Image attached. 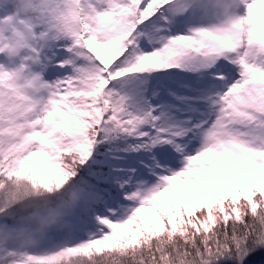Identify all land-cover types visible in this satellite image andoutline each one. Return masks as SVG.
<instances>
[{
    "label": "snow or ice",
    "instance_id": "snow-or-ice-1",
    "mask_svg": "<svg viewBox=\"0 0 264 264\" xmlns=\"http://www.w3.org/2000/svg\"><path fill=\"white\" fill-rule=\"evenodd\" d=\"M0 264H264V0H0Z\"/></svg>",
    "mask_w": 264,
    "mask_h": 264
}]
</instances>
